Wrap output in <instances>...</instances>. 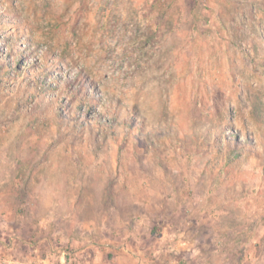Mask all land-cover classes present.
Listing matches in <instances>:
<instances>
[{
  "label": "rangeland",
  "instance_id": "rangeland-1",
  "mask_svg": "<svg viewBox=\"0 0 264 264\" xmlns=\"http://www.w3.org/2000/svg\"><path fill=\"white\" fill-rule=\"evenodd\" d=\"M264 264V0H0V253Z\"/></svg>",
  "mask_w": 264,
  "mask_h": 264
},
{
  "label": "crops",
  "instance_id": "crops-1",
  "mask_svg": "<svg viewBox=\"0 0 264 264\" xmlns=\"http://www.w3.org/2000/svg\"><path fill=\"white\" fill-rule=\"evenodd\" d=\"M11 248L6 249L4 253H0V264H15V257L17 255L14 254V251L12 249L14 248L13 245L10 246Z\"/></svg>",
  "mask_w": 264,
  "mask_h": 264
}]
</instances>
